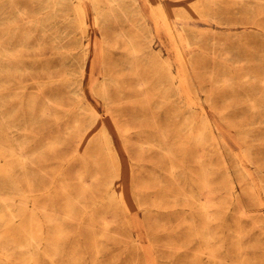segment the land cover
<instances>
[{
    "label": "rangeland",
    "instance_id": "obj_1",
    "mask_svg": "<svg viewBox=\"0 0 264 264\" xmlns=\"http://www.w3.org/2000/svg\"><path fill=\"white\" fill-rule=\"evenodd\" d=\"M195 1L162 0L173 15L172 24L185 29L191 41L183 72L167 31L155 26L146 0L128 7L135 15L131 20L121 14L118 2L112 7L116 18L101 29L93 25L97 10L88 5V32L104 41V54L97 50L85 60L81 33H70L71 11L52 24L61 31L54 37L34 24L52 10L44 8V0H0V41L7 31L4 19L10 16L16 30L30 32L26 48L18 51L23 70L4 82L12 100L3 108L24 118L15 137L25 133L39 149L34 164L42 186L34 188V195L45 199L47 192L58 191L64 198L73 189L80 196L78 218L68 221L67 228L82 264H264V5L261 0H218L204 12L211 19L194 17L190 4ZM13 6L24 15L13 13ZM177 16L190 17L186 27ZM130 37L139 52L135 68L127 63ZM17 43L18 38L9 47L16 50ZM155 59L171 62L178 84H186L181 95L175 88L174 94L163 96L176 85L166 79V70L151 66ZM143 74L149 77L144 88L139 85ZM44 100L52 104L43 108ZM88 106L113 128L107 146L98 129L90 127ZM205 115L218 124L220 145L213 141L201 146L193 139ZM162 132L182 142L170 145L177 156L176 178L169 175L166 153L152 141L160 140ZM145 138L149 145L142 144ZM116 151L120 160L114 162L121 164L122 178L113 185L117 193L127 188L130 211L106 199L112 169L108 156ZM201 154L217 190L216 201H223L217 218L207 223L211 241L197 235L204 221L199 202L184 200L179 190L197 172ZM80 174L86 182L82 192ZM57 204L62 206L63 199ZM3 229L0 225V233ZM39 264L52 262L40 256Z\"/></svg>",
    "mask_w": 264,
    "mask_h": 264
},
{
    "label": "bare ground",
    "instance_id": "obj_2",
    "mask_svg": "<svg viewBox=\"0 0 264 264\" xmlns=\"http://www.w3.org/2000/svg\"><path fill=\"white\" fill-rule=\"evenodd\" d=\"M44 1L46 2L44 8H51L52 10L45 19L35 21L34 24L43 26L47 32L49 31L51 35L55 37L61 31L59 28H53L52 24L56 22V19L60 17V15L63 17L67 11H71L74 15V26L70 33L73 34L75 31L81 33L83 39V60H85L90 53L96 52L97 50L101 52L102 55L104 54V41L92 39L88 32L91 27L88 15L89 9L87 8L88 5H92L93 9L95 11L97 10L93 24L94 27L100 28L101 26V28H104L105 26H109L112 20L116 18L112 7L117 5L118 2L120 3L118 7L123 16L128 20H131V17H135L134 14L130 15L131 12H129L128 7H135L137 0ZM146 1L150 6L151 16L155 26L159 28L162 26L163 29L167 31V35L172 41L177 60L181 64V71L185 72L188 62L185 50L191 47V41L186 36L185 29H177L172 24L171 20L173 15L171 16V14L166 11L162 0ZM217 2L218 0H196L193 3L191 2L190 6L194 9L196 14L194 17L212 19L211 16L206 15L204 12L208 10L209 7L216 5ZM105 3L108 5H105ZM261 3L264 5V0H261ZM13 7V13L17 12L20 15H24L21 9L16 6ZM138 15L143 17L140 9L138 10ZM12 18L13 16L7 17V20L4 19L7 24V31L5 32L4 40L0 41V207L6 209V213L5 211H0V225L4 227L3 232L0 233V264H15V262H20L21 264H39L40 256L49 259L52 264H60L59 260L65 257L68 260L67 264H82V253L72 240L73 233L67 228L68 221H76L78 218L77 205L80 204V196H77L73 189H71L70 192L65 191L63 195L67 196L64 198L59 197L58 191L47 192L45 199L34 195V188H40L42 186L40 175L35 171V169L39 167L34 164L36 152H38L39 149H35L30 145L25 133H22L21 137H15V133L20 134L19 125L24 118L19 117L17 113L7 112V110L3 108L4 103L12 100V95L8 92V88L6 84L4 85V82L5 80L11 81L13 77L12 74L14 75V73L23 70L21 66L24 65V61L20 55L21 52L18 51L19 49L26 48V41L30 37V32L24 31V33H21L15 29L14 23L11 25ZM189 18L190 17L186 16L176 17L177 20L182 22L184 27H186L184 21ZM151 34L154 40L153 31ZM16 38H18V43L15 46L16 50H12L9 44L14 42ZM126 46L131 51L129 57L131 60L127 61V63L131 68H135L138 66L137 54L139 52H137L134 47L133 38H127ZM155 64L159 65L160 69L166 70V79L171 81L174 86L176 85L173 89L162 92L163 96L171 93L174 94L175 88L177 94L181 95V87L183 85L186 86V84H178L176 76L172 71L171 62H169V60H162L161 62L157 59L152 60L151 66ZM147 81H149V77L143 74L139 83L140 87H146ZM105 88L106 86H104V89ZM51 104V101L44 100L43 108H48ZM200 105L205 113V107L202 106V104ZM87 109L91 117L90 127L98 129L97 132L101 135V142L103 145L107 146L109 144V139L112 143L113 128L110 126L109 122L107 120L104 121L102 114L95 107L88 106ZM46 113L47 110L45 109L42 114L45 115ZM189 120L190 117H188L187 122L184 124L185 127H188L190 124ZM191 125L193 126V124ZM191 128L192 127H190V130ZM216 128H219L218 124H215L208 115H205L201 127L193 132V139L201 146L210 144L213 141L220 145L219 138L215 133ZM89 132L90 130L84 134ZM159 138L160 140H157L152 137V141H158L156 147L166 153V157L169 160V164L167 165L169 175L176 178L178 176L176 172L177 166L175 165L177 156L171 151L170 145H173V140L179 144L182 142L178 139L179 137L175 139L176 137L172 138L170 134L164 132L160 134ZM142 144L149 145L150 140L145 138ZM110 150L111 149H108V151ZM108 159L112 169L108 175V181L105 183L106 199L117 209L120 208L121 211L125 209L130 211L127 188L122 187L121 191L117 193L113 185L115 180L121 181L122 178V174L120 173L121 164H115L114 162V160H120L119 153L116 151V156L110 153ZM196 160L198 163L197 172L193 174L190 181H185V184L181 183L183 184L181 185L178 183L181 185L179 190L184 200L191 198L199 202L197 204L199 215L203 217L204 221L202 222L203 227L197 232V235L204 238L206 241H211L214 239V235L208 231L206 232V230H209L207 228V223L217 218L219 215V208H221L219 204L223 201H216L217 190L213 186L212 178L209 177L210 175L207 173V165L203 155L201 154L196 157ZM225 162H227V159ZM189 172H191L192 175L193 170L189 169ZM242 172H244L242 174H245V176H249L246 170ZM36 175L37 178L34 180L30 179V177ZM228 175L230 177L232 176L229 172ZM79 178L81 180L82 192L86 188L84 185L86 182L83 174H80ZM59 199H63L64 204L62 206L57 204ZM245 214V211L241 212V215ZM104 224L107 226L110 224V221L105 220ZM211 253L214 257V250H212ZM62 264H65V262L62 261Z\"/></svg>",
    "mask_w": 264,
    "mask_h": 264
}]
</instances>
